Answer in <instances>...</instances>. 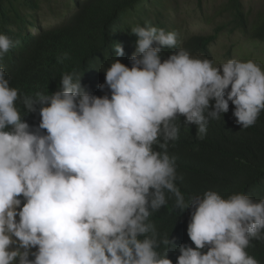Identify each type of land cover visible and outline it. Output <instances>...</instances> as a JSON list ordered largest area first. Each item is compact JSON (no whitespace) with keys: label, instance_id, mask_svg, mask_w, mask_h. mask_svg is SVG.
<instances>
[{"label":"clouds","instance_id":"obj_1","mask_svg":"<svg viewBox=\"0 0 264 264\" xmlns=\"http://www.w3.org/2000/svg\"><path fill=\"white\" fill-rule=\"evenodd\" d=\"M131 34L132 67L115 59L99 85L110 96L89 93L73 71L51 95L21 98L0 67V264H173L176 241L150 220L173 197L177 209H192L195 245H179L176 264H259L246 249L264 239V199L209 190L186 203L168 145L178 116L202 138L229 102L236 123L253 126L264 110V71L251 60L214 66L183 48L162 62L177 33L136 25ZM12 47L0 34V58ZM114 49L124 56L122 45ZM18 102L27 113L39 105L38 128Z\"/></svg>","mask_w":264,"mask_h":264},{"label":"trees","instance_id":"obj_2","mask_svg":"<svg viewBox=\"0 0 264 264\" xmlns=\"http://www.w3.org/2000/svg\"><path fill=\"white\" fill-rule=\"evenodd\" d=\"M164 2L75 0L59 10V23L49 28L32 23L34 33L28 25L37 15L30 12L39 9V0H0V34L13 41V47L0 58V67L7 73L10 87L17 88L21 98H36L38 93L51 95L57 91L62 75L73 71L83 77L82 85L89 93L110 96V91L107 88L100 91L99 85L105 83V70L115 59L132 67L129 61L138 37L131 34V29L136 25H150L170 32L164 20ZM219 13L226 19L222 26L211 35L193 36L184 44L177 40L176 47L163 48L162 62L179 48L210 54L211 46L224 29L242 32L253 41L264 40V9L252 19L244 0H228ZM116 44L124 47V56L117 55ZM64 53L68 58H63ZM17 107L22 119L33 129L38 128L39 105L32 113H27L20 102ZM234 109L229 102L228 113L218 120L210 119L202 138L197 137L198 126L185 125L184 117L178 116L173 121L179 127V134L177 140L169 142L168 154L175 157L178 176L175 183L185 195L186 203L209 190L225 199L238 193L254 201L264 199V110L253 126L243 128L236 123ZM154 149L160 150L155 145ZM191 211L177 209L173 197L150 217L161 236L167 235L176 241V247L169 249L173 264L180 255L179 245L195 248L187 235ZM159 251L163 253L164 247ZM246 251L259 264H264V239L251 240Z\"/></svg>","mask_w":264,"mask_h":264},{"label":"rangeland","instance_id":"obj_3","mask_svg":"<svg viewBox=\"0 0 264 264\" xmlns=\"http://www.w3.org/2000/svg\"><path fill=\"white\" fill-rule=\"evenodd\" d=\"M75 0H39V9L31 11L35 19L28 25L29 29L36 32L32 26H53L60 21L59 10ZM164 20H167L168 30L177 33V40L184 42L199 35H211L217 27L222 26L226 19L219 13L220 7L228 0H164ZM252 19L264 9V0H244ZM149 10V9H148ZM64 17V16H63ZM198 59H209L214 66L230 60L254 61L264 71V40L253 41L242 32L224 29L218 40L211 46L210 54L202 52L190 53ZM222 74V73H221ZM22 199V198H21ZM19 219V217H17ZM36 251V249H32ZM34 259V257H30Z\"/></svg>","mask_w":264,"mask_h":264}]
</instances>
